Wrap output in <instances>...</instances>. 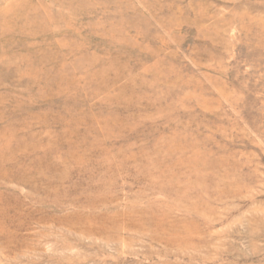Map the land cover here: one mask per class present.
Segmentation results:
<instances>
[{"label": "rangeland", "instance_id": "374dc122", "mask_svg": "<svg viewBox=\"0 0 264 264\" xmlns=\"http://www.w3.org/2000/svg\"><path fill=\"white\" fill-rule=\"evenodd\" d=\"M0 264H264V0H0Z\"/></svg>", "mask_w": 264, "mask_h": 264}]
</instances>
